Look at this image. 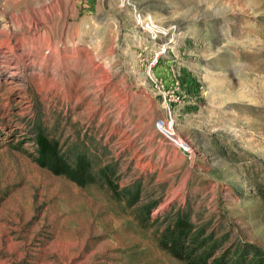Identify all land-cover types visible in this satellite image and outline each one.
Wrapping results in <instances>:
<instances>
[{
	"label": "rangeland",
	"instance_id": "obj_1",
	"mask_svg": "<svg viewBox=\"0 0 264 264\" xmlns=\"http://www.w3.org/2000/svg\"><path fill=\"white\" fill-rule=\"evenodd\" d=\"M180 213L264 264V0H0V264H185Z\"/></svg>",
	"mask_w": 264,
	"mask_h": 264
},
{
	"label": "trees",
	"instance_id": "obj_2",
	"mask_svg": "<svg viewBox=\"0 0 264 264\" xmlns=\"http://www.w3.org/2000/svg\"><path fill=\"white\" fill-rule=\"evenodd\" d=\"M46 164L55 173H62L64 170L59 159ZM87 169L88 163L85 158L80 157L77 166L69 170L68 175L77 183L83 184V176ZM178 216V221L169 222L159 237L160 246L164 250L185 264H229V255L213 258L219 244L207 245L209 239L203 237L202 231L192 232L188 214L180 213Z\"/></svg>",
	"mask_w": 264,
	"mask_h": 264
},
{
	"label": "built area",
	"instance_id": "obj_3",
	"mask_svg": "<svg viewBox=\"0 0 264 264\" xmlns=\"http://www.w3.org/2000/svg\"><path fill=\"white\" fill-rule=\"evenodd\" d=\"M169 128H170V127H169ZM166 131L170 132L169 129H166ZM179 148H180V149H183V150H186V151L189 150V149H188V144H187V143H183V142H182L181 145H179Z\"/></svg>",
	"mask_w": 264,
	"mask_h": 264
}]
</instances>
